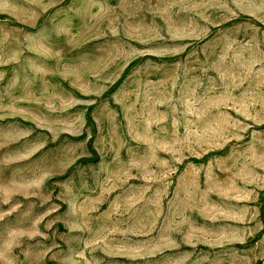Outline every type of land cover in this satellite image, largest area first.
Wrapping results in <instances>:
<instances>
[{
  "label": "rangeland",
  "instance_id": "rangeland-1",
  "mask_svg": "<svg viewBox=\"0 0 264 264\" xmlns=\"http://www.w3.org/2000/svg\"><path fill=\"white\" fill-rule=\"evenodd\" d=\"M0 264H264V0H0Z\"/></svg>",
  "mask_w": 264,
  "mask_h": 264
}]
</instances>
